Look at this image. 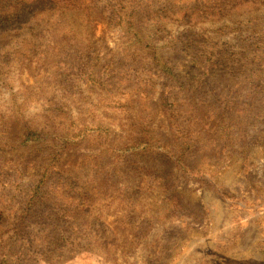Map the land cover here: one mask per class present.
I'll list each match as a JSON object with an SVG mask.
<instances>
[{
    "label": "rangeland",
    "instance_id": "1",
    "mask_svg": "<svg viewBox=\"0 0 264 264\" xmlns=\"http://www.w3.org/2000/svg\"><path fill=\"white\" fill-rule=\"evenodd\" d=\"M66 8L0 27V264H264V0Z\"/></svg>",
    "mask_w": 264,
    "mask_h": 264
},
{
    "label": "trees",
    "instance_id": "2",
    "mask_svg": "<svg viewBox=\"0 0 264 264\" xmlns=\"http://www.w3.org/2000/svg\"><path fill=\"white\" fill-rule=\"evenodd\" d=\"M75 0H6L3 4L7 7L4 13L0 14L2 22L0 27L18 26L22 24L26 19L25 16L29 14H36L37 12L55 9L59 6L71 7ZM13 8L8 9L9 5ZM66 8V9H67Z\"/></svg>",
    "mask_w": 264,
    "mask_h": 264
}]
</instances>
